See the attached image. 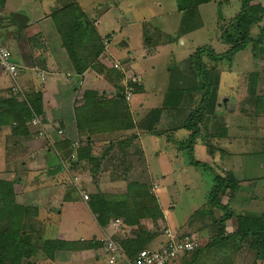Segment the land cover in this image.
Segmentation results:
<instances>
[{
  "label": "rangeland",
  "instance_id": "obj_1",
  "mask_svg": "<svg viewBox=\"0 0 264 264\" xmlns=\"http://www.w3.org/2000/svg\"><path fill=\"white\" fill-rule=\"evenodd\" d=\"M77 1L82 5V8L87 15L96 16L97 13H99L100 23L98 24V30L103 37H106V35H108L107 39H109V42L107 41V46L110 50L114 49V54H116L115 58L121 56V54H124L131 55L132 57H137L139 59L137 65H135L134 67H136L137 70H141V73L143 75V84L141 82L140 76L136 74L134 76H136V78L138 79L137 84L138 86L146 87V91H148V95H146L147 99H156V101L149 102V107L162 108L164 97L168 96L167 89L169 87L173 88V86L179 84V86L185 89L186 92L184 94L186 96L184 97V101L182 103L183 107L178 109H167V111L161 113L159 122L155 125V129L157 131L166 132L169 130H173L174 127L181 126L186 120L189 112L197 107L199 101L198 98L190 101L189 97V94H192L193 90H197L194 87L197 76L192 74V71L194 73V64L193 61H189V55H191L197 48L200 47H210L216 53L225 52L229 48V46L223 43L220 39L222 29L221 25H224V23L230 20L239 11L241 5L240 0H219L202 4L198 7V14L196 15L195 20L199 24L198 27L192 29L190 32L183 34L182 37L180 36L184 42L181 43V39L179 38L169 42L166 41L165 38L162 39V37L165 35L173 34L179 24L181 15L179 14L178 16V13H175V0ZM67 2L68 0H56L57 5L54 8H57L58 6L60 7L62 4H65ZM259 2L264 5V0H259ZM130 5L131 7L129 8ZM103 7L105 9H102ZM13 9L18 10L16 12L20 11V13L31 17L33 15L32 10L35 9V6L32 0H12V5L10 0L8 3L4 4L2 8L0 7V11H3L4 16L9 15ZM3 15L0 16V21H2L1 19L3 18ZM148 20V24L151 25L149 26L151 41L154 40L152 34L153 32H155L152 30V26L157 27L163 33V35L160 36V38L158 39L159 41L154 40L152 42L153 45H150V47H146L144 49V47L142 46V22ZM186 21L187 23L189 22V24L192 22L190 21V19H187ZM262 24L263 23H259L258 25L252 26L250 36L253 38V43H249L244 50L232 56L230 61L223 60L220 62H215L210 60L205 53L201 56L203 63L208 69L219 71L218 75L220 78V87L218 88L217 94V104L214 107L208 106L205 109L207 110V112H205L206 126H208V128L210 127V118H212L213 116H217V118L219 116L225 117V115L234 111L235 118L233 117L231 125L229 124V120L226 121V119H224L225 122H227L225 123L227 130L225 136L207 137L205 136L207 132L212 131L213 133L214 131L212 129H206L205 127H202V125H200V127L201 129L205 128L206 133L204 134L203 132H201L203 134L200 135L202 136V139H207L209 140V142L212 141L211 148L213 149V151L215 149L217 151L223 150L221 146H223L224 148L227 146L228 151L237 152L236 157H238V153L240 152V155L243 156L241 157V160H244V164L250 165L248 166V170L244 175L251 179H255L259 177V175L264 173V169H262V166H264V150L260 148V146L262 145L260 143L262 142L260 141L259 136V134L264 135V99L261 98V96L264 95V43L257 42V37L260 34L259 27ZM1 27H5L3 22H0V28ZM18 30L19 29L16 30L15 27L14 34H18ZM2 32L3 30L0 29V44L4 40ZM105 39L103 38L104 42ZM123 42H125L126 44L128 43V47L126 46L127 48L121 45L119 46V44H123ZM105 51L106 50H104V52L98 57L99 64L97 66L100 65V68L101 66H103L102 68H104V66L107 65L105 67L109 68L112 65L114 67L116 62H110V60L107 58V54H105ZM124 59L125 58H120L119 60L123 61ZM119 60L118 62H120ZM91 69L92 68L84 72V74L82 75V78L84 79L83 83H81L82 80L81 82L77 80L75 89H73L75 91V94L73 92H70L71 96L69 95L66 99H64L65 101L73 99V96L75 95V98L80 101L77 104L80 105L82 102V92L85 88H94L99 94H103V97L105 98H110L111 96L115 95V93L119 89V83L117 82L116 77H112L113 73H110L114 71H110L111 68H109L108 71L105 69H102V71L97 70L98 72H96L94 68L93 70ZM180 70L184 75L182 78L183 80L178 77V74H180ZM0 71H2L1 68ZM104 71L106 72L103 74V76L107 79V81L109 80V82L111 83V87L101 90L100 82L98 81V79H96L97 76H95V74L97 75V73H102ZM8 79L10 78L8 77ZM94 80L98 81L99 85H96V83L94 84ZM170 80L173 81L172 84L170 83ZM70 84V86L74 85V83ZM142 87H139V91H143ZM250 89H252V93L250 92ZM8 90H10V88L0 90V96H7L9 93ZM78 90L80 93L78 92ZM161 97L162 101L161 104H159V100ZM172 98L173 97L170 98V101L172 100ZM135 99L136 96H134L131 100H127L125 96V100L127 101H132ZM142 99L144 100L145 98L142 97ZM149 110H147V112ZM163 110L164 109H162V111ZM145 114L142 116L143 118ZM242 117L243 120L247 122L246 124H249L250 127L247 126L246 128H243V130H239L237 128L241 127V123H243L241 119ZM138 120L139 119H137L136 122H138ZM227 124H229L228 127ZM257 129H260L261 132H257ZM190 132L191 131L188 130L187 132L184 131L183 133L179 134L181 136L183 135L182 138L184 139H182V142H184V140L188 138ZM130 137L132 136L126 135V137H123L121 139H115L112 145V149L110 148L109 151H107L108 154H111L113 156V159L110 161V157L107 158L106 164L109 167L103 164L104 166L102 169L107 167V169H109V174L108 172H106V174H103V170L100 168L101 166H97L95 172L92 174L90 173L89 177L91 178V182L93 183H102V181H109L108 179H115L117 181V185L112 189H109L110 185L109 183H106V187L108 188L104 189V191H107L105 193H125L128 187V182L130 181L144 182L147 186H150V188H153V185L155 183L158 185L157 188V185L155 184V191H152L151 194L158 199L159 203H162L159 204V207L162 211L160 205H163L165 216L162 211L163 217H159V215H156L153 219H143V224L139 223L138 225H136V229H134L133 235L139 232L138 227L146 229L148 228L147 230L149 231L150 235L153 234V238L151 240L152 243H150L146 247L151 250H156L159 249L160 244L165 241L166 235L164 236V233L166 229L172 230L176 236L177 233L181 234L180 231H184L186 233L194 235L197 240L199 239L198 242H201L202 247L200 248L202 249L204 248L203 246H205V244L208 242V248L204 251L201 250L194 256L198 257L203 252H205V254L211 252L210 255L212 256L210 257V259H208V262H205L203 259L204 254H201L199 256V260H201V262L196 261L195 264H258V259H256V250L249 246V239L242 241L239 238H226L227 234L231 233V227L227 231L224 229V231L221 233V236L217 235L219 225L216 221L219 219L223 211L214 209L212 214H203L201 216H197L198 214H196L195 216H192L195 212L200 213V209L203 206H207V194L209 189L213 186L211 173L203 168L197 167L189 173H182L181 170L189 169L182 164L186 159L184 150L179 148L178 144H175L177 154L178 156H180V164L178 160H175L171 165L172 169H175V171L173 175L168 176V179H171L172 176L175 177V184H168L167 181L162 180V177L157 179L156 177L153 178L152 175L147 174V168L145 166H142L141 163L140 165H137V163L133 160L137 155L140 154L139 143L134 142V138L130 141ZM199 137H196V140H198ZM122 140L123 143H121ZM261 147L264 148V146ZM223 151H225V149ZM197 154L198 150L196 152V155ZM206 159L207 160L205 161H208V158ZM161 161L162 160H160V162ZM160 162H158V164L161 166ZM153 163L151 162L150 167L154 172H156L158 169V164ZM161 163H163V161ZM1 164L2 163L0 157V165ZM152 164L154 165L153 167ZM181 164L184 166L183 169H181ZM257 164H260V167H257ZM211 167L213 168L214 166ZM161 168H163V166H161ZM138 171L140 172L138 173ZM76 172L77 171L75 170L73 172H67L68 176H70L71 186L73 184H77L78 188H81L80 190L83 191V186L81 184L82 178L80 177V174ZM84 172L85 168L83 167V174ZM141 173H143V175ZM87 174L85 173L84 179L87 177ZM9 175V173L4 174L3 171L2 173L0 172V178L2 179L4 177L6 180L9 178V180H12V175ZM72 175L78 176V179H75V181H73V179H71ZM158 181L160 182V184L158 183ZM14 182L16 183V181H13L14 192L17 199H20L21 196L19 195L23 193L20 192V186L18 184L15 185ZM79 184H81V187L79 186ZM185 184L191 185V187L187 188ZM72 187L74 189V185ZM90 190L94 191L95 188H91ZM247 191H251V189H248ZM243 195L248 196L247 194ZM24 196H26V194H24ZM249 196H251V194H249ZM27 198L31 197L26 196L24 200L20 199V201H17L19 203L23 202V204H29ZM236 199H238L239 201L238 206L240 208L241 198L237 195V198H235V200ZM34 206L38 208L37 205L34 204ZM231 206L232 208H234L233 205ZM255 207L257 208L256 205ZM64 208L62 209V214H57L56 211H54L51 218L52 222L57 221L62 229H66L62 226V224L71 227V224L75 222L74 225L76 226L77 224V230L79 231L80 235L88 237L89 233L84 230L85 224L88 225L89 223L88 217L84 218V215L86 213L81 211L82 214L79 215L78 221L83 220L84 222L83 226L79 227L81 223L79 225L77 223V214L76 218L74 217L75 210H72L68 207H66L65 209ZM47 211L45 209H42L40 211L38 210V218L40 220L47 219L46 214L49 215V212ZM254 211H257V209H255ZM262 211L259 213L249 212L245 214L259 216ZM236 216L237 215H234V217ZM199 219L205 223L206 227H210L211 225L215 224V228L214 226H211V228H214V230L212 229V231H209L206 237L202 236L194 229V227L200 224ZM33 222L34 219L31 222L32 225H30V229H38L36 223ZM111 222L112 221H110V223ZM230 224L234 226V231L236 228V218L232 219ZM110 225L112 226V224ZM177 229H179L180 231H178ZM47 230L50 229L47 228ZM28 232L29 234L32 233L30 234L32 235V238H28L30 242L40 247V251H38L35 256L31 257V259L35 260L37 264H46L49 258L45 257L44 253L41 250V241L47 240L48 238L45 237H49L50 235L44 234L45 237L42 236V238L40 237L39 239L36 238V236L37 234H42L40 231H36L37 234L31 232V230ZM108 234H110V232H105L102 236V240ZM220 238H223V240L218 241L222 247H214L215 241ZM102 240L100 241V243L103 245ZM192 256L193 254L190 253L183 257L176 258L177 260H175L174 262H177V264H186L189 259L192 258ZM101 260V262H103L104 258H101ZM120 261H122V264H126L125 260L120 259ZM259 264H264V260H261Z\"/></svg>",
  "mask_w": 264,
  "mask_h": 264
},
{
  "label": "trees",
  "instance_id": "obj_2",
  "mask_svg": "<svg viewBox=\"0 0 264 264\" xmlns=\"http://www.w3.org/2000/svg\"><path fill=\"white\" fill-rule=\"evenodd\" d=\"M210 1L219 0H177V10L182 12L181 22L177 31L173 34H168L162 37L166 41L176 40L183 34L190 32L192 29L198 27L196 20L197 10L199 5ZM225 1V0H220ZM5 4V0H0V7ZM239 11L224 25H221L220 39L227 44L229 48L225 52L216 53L210 47L197 48L191 55L189 61H193L194 73L197 76L195 81L196 91L193 90L189 94L190 101L198 98L197 107L190 111L184 123L180 126L190 130V134L184 142H177L178 147L184 150L186 162L197 168H203L212 175L213 186L207 194L206 204L200 209V213L195 212L192 216H201L203 214H212L214 209L223 211L218 223V233L225 229V221L234 217L233 212L227 206L222 204V197L226 193H235L238 180L232 172L227 171L224 176L220 175L211 167L210 164L198 161L194 158L193 147L196 137L205 134L206 129H212L205 136H225L226 125L225 117L213 116L210 118L211 125L208 128L205 120V110L208 106L214 107L217 104V94L219 88V71L210 70L203 63L201 56L205 53L207 57L215 62L223 60L230 61L232 56L244 50L249 43H253V38L250 36L253 25L263 23L260 27V34L258 35V43H264V5L259 0H240ZM11 12L6 17L2 18L7 24H15L11 20ZM55 20L57 28L61 34L62 43L66 48L67 55L72 67V75L81 78L84 72L89 68H94L96 71H102L103 66H97L99 63V56L106 50V43L100 37L93 25L94 20L88 18L81 10L80 6L75 0H69L67 3L61 5L51 14ZM187 19L192 21L187 23ZM143 44L145 47L153 45V41L158 40L163 33L157 28L153 27V41H151V34H149L148 23H143ZM151 31V30H150ZM106 38V39H105ZM104 39L109 41L108 36ZM159 41V40H158ZM156 44V43H155ZM14 62V61H13ZM120 65H123L120 63ZM174 67V66H172ZM119 71L116 77L129 78L132 73L127 71L122 72L121 67L116 68ZM190 70V69H189ZM98 72V71H97ZM178 77L183 78V72L180 70ZM178 72V73H179ZM123 73V75H122ZM179 78V80H180ZM183 80V79H182ZM172 84V80H170ZM177 85V84H176ZM169 87L167 89V97H164L162 108L150 109L141 119L136 122L130 110L129 101L125 100V95L122 89H118L114 96L110 98L103 97L97 90L85 88L82 92V102L80 105L74 107V115L76 128L78 131V147L74 149L72 143L64 139L61 144H58L59 154L68 158L70 154L75 151L76 158L68 160L69 164L73 165L76 159L87 158L91 166L96 165V159L91 155V139L90 136L95 132L106 129L129 130L138 128L143 132L160 135L161 131L155 129V125L159 122L162 109H178L182 108L184 88L179 86ZM138 85H135L133 94L139 91ZM253 88V87H251ZM7 96H0V127H10V137L17 141L15 137L29 138L36 135L37 131L32 129L30 131V120L33 114L40 115L43 113L42 109V95L40 91L24 92L25 98L14 94L13 91L8 90ZM252 93V89H250ZM172 100L170 101V98ZM264 99V95L261 96ZM203 114V115H202ZM220 122V124H219ZM214 123V124H213ZM213 124V125H212ZM205 127L204 129H201ZM203 132V133H201ZM135 135L130 137L131 141L135 139ZM123 143V140L121 141ZM208 150H211V145L206 144ZM65 150V153L62 152ZM58 151V150H57ZM59 168L63 170L59 162ZM57 168V169H59ZM149 186L144 182L130 181L125 193H105L96 191L88 195V206L95 216V219L100 227L105 228L114 219H121L124 226L138 225L141 219H153L156 215L163 217L162 211L159 207L158 199L151 194ZM149 201V202H148ZM157 201V202H156ZM37 215V208L31 204H23L17 201L16 194L13 188V181L0 178V264H37L31 257L35 256L40 247L30 242L32 233L30 229L31 222ZM236 228L233 232L227 234L226 238H239L242 241L249 239V246L256 250V259L264 260V207L259 216H252L250 214H240L236 217ZM215 222V219H214ZM139 232L134 236H114V239L122 246L127 258L132 259L139 250L147 248L148 243L152 240L153 234L150 235L146 228L138 227ZM169 230V229H166ZM165 230V231H166ZM173 233L172 230H169ZM37 234V233H36ZM35 235V234H33ZM166 234L164 233V236ZM184 235H191L189 233H177V238ZM39 234H37L36 238ZM195 237V236H194ZM29 238V239H28ZM199 240V239H198ZM223 240L220 238L218 241ZM167 241V236L163 245ZM82 241H67L62 239H47L41 241V250L45 257L52 258L57 250L66 249H80L83 248ZM208 242L202 247L201 242L197 248L190 252H186L181 257L192 253L193 256L198 254L201 250L204 251L208 247ZM203 254V253H201ZM200 254V255H201ZM199 255V256H200ZM186 264H195L197 256H194ZM197 257V258H196Z\"/></svg>",
  "mask_w": 264,
  "mask_h": 264
},
{
  "label": "crops",
  "instance_id": "obj_3",
  "mask_svg": "<svg viewBox=\"0 0 264 264\" xmlns=\"http://www.w3.org/2000/svg\"><path fill=\"white\" fill-rule=\"evenodd\" d=\"M9 1L10 0H5V4ZM75 1L80 6L81 10L86 14V12L82 8V5L77 0ZM175 1L177 6V0ZM32 2H34L36 10H32L33 15L31 17L28 16L29 19L23 24L21 29L18 30V34H14L15 27L17 30L16 23L5 25V21H0L1 23L3 22V24L5 25V27L0 28L3 30L2 34L4 36V43H1L8 47L11 52L12 60L18 67L19 74L17 80L23 88V91L41 92L43 113L39 116L43 118V123L46 129L48 130L51 139L53 140L54 148L49 146L46 143V140L43 137L38 136L37 134L32 135L27 139L23 137H15L17 141H14L13 138L9 137L10 127H0V157L2 163L0 165V172L2 173L3 171L4 174L9 173V176L12 175V180L16 181V183L14 182V184H18L21 188L20 192L23 193L19 195L21 196V200H24L26 196H29L31 197L27 198L29 204L31 203L32 206H34V204L37 205V215L34 217L33 223H36L38 229L32 230L34 232L40 231L43 234H39V239L40 237L42 238V236L45 237L44 234H47L50 235L49 237H45L48 239H62L67 241L78 240L83 242V248L80 249H78V247L77 249L55 251L53 257L49 259L46 264H107V256L103 250V245L100 243L103 234L108 231L113 237L118 235L132 237L134 236L133 233L134 229H136V225L124 226L119 224L117 226H111L110 223L105 228L100 227L95 219V216L93 215L88 206L87 200H84L82 198L81 194H79L75 186L74 189L72 187L73 185L71 186L70 176H68L67 171L59 168V156L57 155L59 154L58 144L62 145L61 141L64 139L68 140L70 143L78 141L79 139L75 122L74 107L77 106V103H79L80 101L75 98V95L73 96L74 98L71 100L69 99V101H65L64 99H66L70 95V92H73L75 94V91L73 89H75L77 80H79V82H81L82 80L81 83H83L84 79L82 77L79 78L76 75L67 76V73L72 74V67L70 65L66 48L62 43L61 34L57 28L55 20L51 16L53 11L59 8V6L57 8H54L57 5L56 0H32ZM130 7L131 5L129 6V8ZM102 9L105 8L103 7ZM16 11L18 10H12V12ZM175 13H178V16L179 14L181 15L179 21L180 24L182 12L178 11L176 7ZM1 15H3V11H0V16ZM4 17L6 16L3 15V18ZM87 17L92 18L94 20L93 25L96 29L97 34L100 37L105 38L101 35L98 30V24L100 23L99 13H97L96 16L87 15ZM145 22L148 23L149 20L142 22V25ZM179 24L177 28L179 27ZM177 28L174 33L177 31ZM181 37H179V39H181V43H184ZM127 44L123 42V44H119V46L121 45L127 48ZM107 45L108 43L106 44L105 54H107V58L110 60V62H118L120 58L127 59H124L123 61L119 60L120 63L123 64L121 65L122 72L124 70L127 71L129 74L132 73V75L138 74L143 84V75L141 73V70H137L136 67H134L135 65H137L139 59L137 57H132L131 55L124 54H121V56L115 58L116 54H114V49L110 50ZM142 46L144 47V49L146 48L143 45V42ZM105 66L104 69L106 68ZM109 68H111L110 71H114L110 72L113 73L112 77H116V74L119 70L114 68L112 65ZM109 68H106L105 70L108 71ZM89 69H87L86 71H88ZM34 71H36L37 73L34 74ZM105 72L106 71L102 73H97V75L95 74V76H97L96 79H98V81L100 82L101 90L111 87V83L109 82V80L107 81V79L103 76ZM116 80L119 83V89L123 90L126 80L125 76L123 75V77H116ZM98 81L94 80L93 83L99 85ZM12 83L13 82L8 79V77L3 74L2 71H0V90H4L5 88H11ZM70 83H74V85L70 86ZM142 89L143 91H138L137 93H134L131 97L132 99L134 96H136L135 100L129 101L130 110L133 114L135 121L137 119H141L142 116L147 112V110L152 108L148 106L150 104V101H156V99H147L146 95H148V91H146L147 89L145 86L142 87ZM142 97H144L145 99L143 100ZM161 101L162 97L159 100V104H161ZM165 111H167V109H164L161 113ZM234 113L235 112L232 111L231 113L225 115V119L226 121L229 120L230 125L233 117L235 118ZM241 119L243 123H241V127H238L237 129L243 130V128H246L247 126L250 127V125L246 124L247 122L243 120V117ZM229 124H227V127ZM29 127L31 132L32 129L35 130L34 127ZM58 128L62 129L63 131L61 135L56 133V129ZM184 131L187 132L188 130L180 126L174 127L171 131H161L160 135L143 132L138 128H133L129 130H100L90 136L91 155L96 159V165L91 166L87 158L76 159V161L73 162V165L70 164L72 168L71 172L75 170L77 171L76 173L80 174V177L82 178L81 184L83 186V192L87 194H90L94 191L107 192L104 191L105 188H108L106 187V183H109V189H112L117 185V181L115 179H108L109 181H102V183H93L91 182L89 174L94 173L97 169V166H101V169L104 165L109 167L106 164L107 158L110 157L111 161L113 159V156L111 154H108L107 151H109L110 148L112 149V145L115 139H121L123 137H126V135H135L136 137L134 139V142L139 143L140 154L136 156L139 158L135 157L133 160L137 163V165H140L141 163L142 166H145L147 168L146 172L148 175L150 174L153 178L156 177V179L162 177L163 181L165 180L168 184L171 183L174 185L175 177L172 176L171 179H168V176L173 175L175 171V169H172L171 167L172 163L175 160H178V162L180 161V156H178L177 154L175 144L184 139L182 138L183 135H179ZM257 132H261V130L257 129ZM259 136L260 141L262 142L260 144H262L261 146H264V135L259 134ZM198 140L195 141L193 147V155L196 160L214 166L216 168L215 169L213 167L215 171L222 176L227 171H229L232 172L234 176L238 178V184L235 193H226V195L222 197V204H227V206L233 212V215H240L249 212H261L264 207V173H262L261 175H259V177L255 179L246 177V175L244 174L248 170V166L250 165L244 164V160H241V157L243 156L240 155V152L238 153V157H236L237 152L228 151L227 146L225 148L221 146V148H223V150L225 149V151H217L216 149L213 151L212 148L209 151L206 144L208 143L212 145V141L209 142V140L207 139H202V136H200ZM261 146L260 148L264 150V148H262ZM197 150L198 154L196 155ZM62 152L65 153V150H63ZM153 156L156 158H154ZM75 158L76 156L74 157V160ZM206 158H208V161H205L207 160ZM160 160H162L163 163H161L162 161L160 162ZM151 162L157 164L158 162H160L163 168H161V166L158 164V169L156 172H154L150 167ZM153 164L152 167L154 166ZM182 164L189 170L183 169L184 166ZM182 164V173H189L190 171L196 168L192 165L187 164L186 159L185 162H183ZM83 167L85 168L84 174ZM107 167L102 169L103 174H106V172L109 171ZM257 167H260V164H257ZM262 169H264V166H262ZM139 172L140 171H138V173ZM85 173H88L86 177L87 179H84ZM141 174L143 175V173ZM3 179L5 178L3 177ZM158 183L160 184L159 181ZM81 184H79L80 187ZM185 186L187 188L191 187V185L188 184H185ZM91 188H95V190L92 191L90 190ZM150 189H152V187ZM248 189H251V191H247ZM152 191L155 190L152 189ZM24 194H26V196H24ZM243 194H247L248 196H244ZM249 194H251V196H249ZM237 195L241 198L240 208L238 206V199L235 200V198H237ZM20 199L18 198L17 200L20 201ZM231 205H233L234 208H232ZM255 205L257 206V208L255 207ZM160 206L165 216L164 207L163 205ZM64 207H68L72 210H75L74 217L76 218L77 214V223L78 225L81 223L79 227L83 226L84 222L83 220L78 221L79 215L82 214L81 211L87 214L84 215V218L88 217L89 223L88 225L85 224L84 230L89 233L88 237L80 235L79 231L77 230V224L76 226L74 225L75 222L71 224V227L62 224V226L65 227L67 230L64 228L62 229L60 227V224L57 223V221L52 222L51 218L53 216L52 214L54 213V211H56L57 214H62V209ZM42 209H45L46 211L48 210L47 212H49V215L46 214L47 219H44L45 221L40 220L38 218V210L40 211ZM255 209H257V211H254ZM234 218L235 217H232L226 220V231L231 227L230 232H233L234 226L230 223ZM143 222V219L139 221V223L141 224H143ZM199 223L200 224L194 227V229L205 237L209 231H212V229L214 230L215 228V224L211 225L214 226V228H211V226L206 227L205 223L202 222V220L200 219ZM47 228L50 230H47ZM177 230L180 231L179 229ZM180 232L186 233L184 231ZM150 243H152V241H150L148 245ZM163 243L160 244V247L163 246ZM214 247L220 248L222 246L220 243H216L214 244ZM207 248L208 247H206L205 249ZM203 254L204 261L208 262V259H210V257L212 256L210 255L211 252H209L208 254H205V252H203ZM101 258H104L103 262H101ZM175 260H173L169 264H177V262H174ZM197 261L201 262V260H199V257L197 258ZM260 261L261 260H258V264ZM121 262L122 261L118 260L116 264H122Z\"/></svg>",
  "mask_w": 264,
  "mask_h": 264
},
{
  "label": "built area",
  "instance_id": "obj_4",
  "mask_svg": "<svg viewBox=\"0 0 264 264\" xmlns=\"http://www.w3.org/2000/svg\"><path fill=\"white\" fill-rule=\"evenodd\" d=\"M105 43L107 44V40L105 41ZM119 63L120 62H116L114 68H120L121 65ZM0 68L3 73L6 74L13 82L11 86V90L13 91V93L20 95L21 98H25L23 88L20 86L17 80L19 74L18 67L12 60L10 50L6 45H3L2 43L0 44ZM36 73L37 72L34 71V74ZM70 75L72 74L67 73V76ZM137 81L138 79L134 75L126 78L123 92L127 100H130L135 85H138ZM30 124L35 128V131H37L36 134L43 137L46 140V143L54 148L53 140L51 139L48 130L43 123L42 117L37 114H33L30 120ZM56 133L61 135L63 131L62 129L58 128L56 130ZM72 146L74 147V149H76L78 147V141L72 142ZM57 155L59 156V162L61 163L62 168L67 172H71L72 168L68 163V160L74 159V157L76 156L75 151H73L68 158H64L59 154ZM71 179L75 181V179H78V176L72 175ZM73 185L81 194L82 198L84 200H87L88 194L81 191L80 188H78L77 184ZM152 189H155V184L153 185ZM111 224L112 226H117L119 224L123 225L121 219H114L112 220ZM165 234L167 236V241L163 246L156 250L143 248L139 250V252L132 259L126 257L122 246L114 239L111 234L106 235L102 242L103 250L108 260L107 264H116V262L120 259L125 260L126 264H169L176 258L181 257L186 252L194 250L199 245L196 237L191 235H184L180 238H177L176 235L169 230H166Z\"/></svg>",
  "mask_w": 264,
  "mask_h": 264
},
{
  "label": "water",
  "instance_id": "obj_5",
  "mask_svg": "<svg viewBox=\"0 0 264 264\" xmlns=\"http://www.w3.org/2000/svg\"><path fill=\"white\" fill-rule=\"evenodd\" d=\"M28 19L27 15L20 12H14L11 16V20L16 23L17 29L19 30Z\"/></svg>",
  "mask_w": 264,
  "mask_h": 264
}]
</instances>
